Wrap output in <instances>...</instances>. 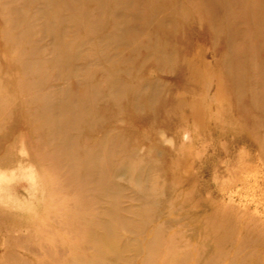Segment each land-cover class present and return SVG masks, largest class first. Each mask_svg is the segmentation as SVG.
<instances>
[{
	"label": "bare ground",
	"instance_id": "1",
	"mask_svg": "<svg viewBox=\"0 0 264 264\" xmlns=\"http://www.w3.org/2000/svg\"><path fill=\"white\" fill-rule=\"evenodd\" d=\"M57 1L58 0H43V3H45L50 12L48 13V17L44 18L41 32H43V34L44 32L47 33L46 39L44 38L45 40H48L47 37L49 34L54 35L55 42H53V52L56 53V57L53 59V63H56V67L59 65L58 68L61 67L63 69V72L59 71V73L63 76L62 73H64V69L66 70V74L69 73L67 71L68 66L72 67V70H79V72L75 74H73V72L69 73L70 77L75 80V83H73L72 89L66 90L64 100L55 101L56 97L55 99L51 97L52 91L54 92L52 94L54 96L56 91L61 88L59 84H47V82L51 80L47 82H41L40 80L39 85L37 84V88H39L38 90H41V92L46 90L47 93H41L43 96L40 95L38 100H36L35 103L39 106L33 109H24V111H22L23 118L21 119L23 123L24 119L26 120L29 132H31L32 137L34 138V143L42 145L43 143L48 142V144H51L49 148L52 152H59L60 154L66 153L67 156L69 155L71 163L76 159V152L79 150L85 160L84 166L80 164L77 165L76 162H73L70 165L64 164L63 156L56 154L54 164L52 165L57 170H62L65 173L66 171L68 172L66 173L67 175L63 174V178L60 176L59 179L62 180L64 187L70 189L72 195L74 194L73 197L65 203L64 207L65 216H67L69 223L64 225L61 220L58 221L56 218L52 219L55 221L56 226L60 231L69 230L64 238L66 241H64V247L66 248H63L61 252H59L60 255H58V253L49 255L52 259V264H195V261H193L194 256L193 259H190L183 256V254H178L176 252H173L170 258L166 259L164 256L168 254V252L170 254L178 245H183L184 241L172 239V236L161 237L163 234H160L161 236L157 238H147V234L144 231H140L139 234L136 235L131 233L130 227L133 226V221L128 219L126 214H133L137 211L134 201H141V204L139 205L147 206L148 204H151L154 208L157 204H160L162 199L170 197L171 201L173 194L168 193V195L165 191V187L167 183L171 186L175 180L168 182L163 180V185L157 186L152 183L148 191L140 192L138 190L139 192H136L135 195H132L130 192H124L125 190H128L129 187L118 183L116 178L118 177V173H121L125 168L132 169L135 167L133 157H136L137 153L140 152V147L134 144L133 146L131 142L132 139H129L127 134L131 135L137 129L135 125L126 124L124 119L126 117L125 110L118 106L115 107V111L113 110V112L101 109L102 111H100V113H102V118L96 119L91 113V110L95 107L93 102L94 96L86 98L88 93L92 90H99L100 88H106L111 85L110 88H108L110 93L104 97L111 100V97H113V99H115L114 102H116L115 105L122 100H125L127 104H134L135 102L137 103V106L133 109L136 113L141 115L143 108L141 104L138 103L139 99L142 96H145L147 99V105H149L148 110L152 112L157 102L167 101L164 99L167 95L169 96L168 92L165 93L166 85L168 83L163 84L159 80L160 78L148 80L140 76H137L134 79L137 82L139 81V83L133 85H128V81H115V79L114 81H110L106 72L107 70L103 71L106 67L103 68L104 66L102 67L101 65L96 64L97 67L93 69L91 68V65L99 59L112 64L119 61H124L126 63V52V55L129 56L132 55L139 57L143 54L144 59L143 62L141 61V67H144L145 65L155 66V70L150 67L152 69V74H154V72L163 73L169 71L164 68H166V66L169 67V63L171 65L173 59L172 56L174 57V54L175 59H178L177 55L179 54L172 47L164 46V43L160 41V39L179 40L180 37H182L181 32L184 30L195 32L198 26L202 27L206 23L210 29V48L206 50L204 47L199 46L195 49V52L190 50L183 51L184 56L182 59V65L185 69H192L191 71L196 72L197 76L199 75L200 77L204 75H202L203 72L206 74L207 70V73H212V75L215 76L221 73L220 77L223 74L229 76L231 79L229 82L220 84L219 82L214 81L213 85H215L216 88H228L232 90L238 98L236 107L243 108L246 99H244L245 92L242 91L246 89V86L253 84V80L247 78L244 70L250 63L248 61V54L253 53L254 48L246 45L242 50L237 51L231 48L228 51L224 49L225 51L219 52L218 43L222 40V43H224L223 46L229 48V45H232L233 39H236V41L243 40L246 44L249 40L255 41L258 43L257 52H260V54L263 53L262 58H264V47H262L260 42V40L264 41V0H191V4L195 9L192 10L191 13H187L188 10L185 7V4H189L190 0H72V4L67 7L66 11L58 9L54 12L53 7L56 6ZM254 3H258V6L260 7H257V9L252 7ZM6 5L7 4L0 3V6L3 8ZM249 7H252L253 9H249ZM5 20L6 18H4V14L0 13V150L8 149V139L10 135L18 132L20 134V91L18 90L17 97L7 98L9 85L16 82L20 87V75L10 76L8 74L9 76H7V73L5 72L6 70L13 68L11 66L12 64L8 62V57L12 59V61L16 58L8 54L10 53L7 51L9 44L13 41L18 45L24 42V39H21L20 37L18 26V32L16 35L13 36V38L9 36L8 31L13 27V24L11 23L12 25L9 27L6 25L7 22ZM240 24L260 26L261 31L258 34L249 31H238L235 27H238ZM28 28L31 29V33L35 32L34 27ZM82 30L85 32L84 37H80V41L73 43L70 38L76 37L79 32H83ZM95 40L96 43H94ZM46 42V44L51 43L50 39ZM27 45L31 46L32 49H30L32 51L29 53H26V51L24 58L27 56L31 57V60L34 59L35 62L38 61L39 58L36 54L41 50V47L39 48V42L30 39V41L28 40ZM86 45L91 47H86ZM93 45L95 46V49L92 48ZM192 45L193 47H196V43H193ZM111 46H113L112 48L114 51L107 50V48ZM71 49H73L74 52H71ZM191 52L193 53V57L189 58V53ZM209 55L213 57L212 61H208L206 58ZM230 58L234 61V65L229 64L231 61L229 62L228 59ZM15 60L20 61L17 58ZM131 60L133 59L131 58ZM44 61H46L45 58ZM196 61L202 62L203 68L201 70L197 68ZM237 61L239 62L238 65ZM31 63L33 64L32 61ZM98 66H101L103 69ZM202 66L199 65L200 68ZM87 67L92 70L90 71L89 69H86ZM172 67V70H174L175 64ZM131 69L132 67L126 68L125 72L122 70V74L125 73L126 76L131 75ZM84 70L87 71L83 72ZM261 71L264 73V66L261 67ZM93 72L100 73L101 78L96 80L91 77ZM80 75H83V77H80ZM193 75L190 74V76ZM250 77L252 76L250 75ZM39 78L42 79L41 76H39ZM190 79L192 80V78ZM194 79L195 77H193V81ZM195 83H197V80H195ZM56 85L58 88H56ZM261 85H264V83H261L260 86ZM28 88H31V86ZM35 89L33 90L35 91ZM49 90H51V92ZM127 91H130L132 96L121 97L126 94ZM201 91L204 94V90ZM28 92H30V90ZM77 93L80 95L78 96ZM97 93L99 95V92ZM31 94L33 93L30 92L29 95ZM199 95H201V93H199ZM24 96V99H26L27 96L25 93ZM38 96L39 95H37V97ZM120 97L122 99H120ZM262 97L264 101V96ZM253 99L254 98H251L250 100L248 99V101L253 103ZM32 101H34L33 98ZM72 102L76 105L77 102L82 103L83 109H80L81 118H79L80 121L82 120V123H68L69 126H67L62 123L58 110L52 112L48 109L50 106H52L53 109H56L57 106L63 103L69 104ZM166 103L168 104V108L166 107V111L164 110L165 112L162 114V119L170 118V114L173 111L180 110L179 108L191 111L195 109L196 106L194 101L180 98L178 92L175 94L171 102L167 101ZM28 104L29 101L27 105ZM261 107L262 106L258 107L260 108L259 112ZM262 111H264V108ZM150 118L149 121L151 122L154 118H157V116H151ZM240 118L248 123L252 122L259 126V117L257 114L243 113L240 115ZM137 119L139 122H142V115L141 117H137ZM52 122L59 124L60 129H65L67 131L69 129V138H60L57 135V131L54 130V127H51ZM151 125H153L152 122L150 126ZM172 162L174 163V161ZM173 163H171L172 166ZM177 163H175V165H179ZM175 165L174 167L177 168ZM81 172L84 173V177L76 179V174ZM151 177L153 180L155 179V176ZM148 180H150V178H148ZM186 182L188 183V180L182 177L179 182H176V184H174V182L173 184L179 186L184 185ZM199 188L202 187L199 186ZM181 193V195L177 193L178 196H176V199L181 200V204L178 206L180 207V211L183 212L184 210L187 211L190 209L194 211L193 213L186 215V219L189 222L188 226L191 240L199 243L201 242L202 244L208 243L212 236L215 237L210 231V220L214 218L221 219L222 221L234 219L238 222V225L234 223L236 229L240 228V230H245L247 233L249 232L248 246L254 242H258V240L262 246V250H259L257 254L254 252V255L244 257V263L264 264V224L259 222L255 225H251L250 221L248 222L250 217L246 216V209L244 210L245 213L242 212L240 214L241 211L239 209L228 203L233 200V194L230 193L223 197L224 201H230L224 205L222 204L221 209H219V203H216L215 200L210 198H203L200 193H190L188 191ZM158 209L156 211H159ZM173 210L174 209L169 206L166 208L167 212H173ZM169 214L170 213H168V215ZM143 216L147 217L145 215ZM203 218H205L204 221ZM141 219L139 221H141ZM251 220L253 223L254 220ZM200 221L201 223L198 224ZM150 222L148 220V223ZM156 222L158 221L156 220ZM173 224V222H166L164 226L171 227ZM203 233L205 235H203ZM132 234L134 236H132ZM234 241L231 244H233ZM227 243L230 245L229 241H227ZM240 245H243L242 242ZM193 253L196 254L194 250L191 249L189 254ZM210 257L211 256L208 255L206 260L211 262L214 256L212 258ZM39 263L46 264V261L39 260Z\"/></svg>",
	"mask_w": 264,
	"mask_h": 264
},
{
	"label": "rangeland",
	"instance_id": "2",
	"mask_svg": "<svg viewBox=\"0 0 264 264\" xmlns=\"http://www.w3.org/2000/svg\"><path fill=\"white\" fill-rule=\"evenodd\" d=\"M0 3L7 4L4 8L0 6V13H3L4 18H6V25L11 27L13 24V27L8 31L9 36L13 38L19 29L20 37L24 39V42H20V45L13 41L9 44L7 49V51L10 52L8 53L9 55L20 60L16 61L15 58L12 61V59L8 57V62L12 64L11 66L13 68L6 70L5 73H7V76L20 75V87L16 82L9 85L7 98L17 97L18 90L20 91L21 116L20 134L18 132L10 135L8 139V149L0 150V264H40L39 260L46 261V264H52V259L49 255L56 253L60 255L59 252H61L63 248H66L64 247V238L67 232H69V230L60 231L55 221L52 219L56 218L58 221L61 220L64 225L69 223L67 216H65L64 207L65 203L74 195H72L70 189L64 187L62 180L59 179L60 176L63 178V174L68 172L66 171L65 173L62 170H57L52 165L54 164L56 154L63 156L64 164L70 165L76 162L77 165L80 164L84 166L85 160L79 150L76 152V159L71 163L69 155L67 156L66 153L60 154L59 152H52L49 148L51 144H48V142L42 145L34 143V138L31 132H29L26 120L24 119V123L21 120L23 118L22 111L26 108L33 109L39 106L36 105L37 103L35 102L40 95L43 96L46 92V90L42 92L38 90L39 88H37V86L40 80L41 82L51 80L47 82V84H59L61 88L56 91L54 96L52 95L54 92H51V90L49 91L51 92V97L54 99L56 97L55 101L64 100L66 90L72 89L73 83H75V80L70 77L69 73L73 72V74H75L78 73L79 70H72L73 68L68 66L67 71L69 73L66 74V70L64 69L62 76L59 71L63 72V69L61 67L58 68L59 65L56 67V63H53V59L56 57V53L53 52V42H55L54 35L49 34L47 39H50L51 43L46 44V41H48L45 40L47 33L44 32L43 34V32H41L44 18L48 17V13L50 12L45 3H43V0H0ZM71 4L72 0H58L56 6L53 7L54 12L58 9L66 11L67 7ZM258 5V3H254L252 7L257 9V7H260ZM185 7L188 10L187 13H191L192 10H195L191 4V0L189 4H185ZM252 7H249V9H253ZM17 26L19 27L18 29ZM28 27H34L35 30H32L35 32H32V34L30 32L31 29ZM235 29L238 31L254 32V34H258L261 31L260 26H248L247 24H240L238 27H235ZM181 33L182 37H180L179 40L160 39V41L164 43V46L172 47L179 54L177 55L178 59H175V54L172 53L174 57L172 56L171 65L173 66L175 64L174 70H172L173 67L169 63L170 68L167 66L164 68L169 71L163 73L154 72V74H152L151 68L155 70V66L145 65L141 67L144 59L143 54L139 57L129 56L126 55V52V63L124 61H119L112 64L99 59L100 61H95L91 65V68L95 69L97 67L96 64L102 67L104 66L103 68L106 67L105 69L101 66L98 67L103 69V71L107 70L106 72L110 81H114V79L115 81H128V85L139 83V81L137 82L134 80L137 76L148 80L160 78L159 80L163 84L168 83L165 93L168 92L169 96L167 95L164 99L165 101L171 102L178 92L180 98L194 101L196 103L195 109L190 111L179 108L180 110L173 111L170 114V118L162 119V114L166 111V107L168 108L167 101L157 102L153 110L154 112H151L148 110L149 105H147L146 97L142 96L138 103H140L143 108L141 112L143 119L142 122H139L137 117H141V115L136 113L133 109L134 107L136 108L137 103L127 104L125 100H122L115 105L116 102H114L115 99H113V97H111L112 100L104 97L110 93L108 88H110L111 85L106 88H100L99 90H92L88 93L86 98L94 96L93 102L95 107H93L91 113L96 119L102 118V113H100V111L103 109L108 110V112H113V110L115 111V107L118 106L125 110L126 117L124 119L126 124L135 125L137 129L131 135L127 134V137L132 139V145L134 144L140 147V152L137 153L136 157H133L135 167L132 169L125 168L121 173H118V177L116 178L118 183L129 187V191L125 190L124 192H130L132 195H135V193L139 191H148L152 183L157 186L163 185V180H166L165 182L175 180V183H173L176 184L182 177L188 180V183L186 182L184 185L179 186L173 183L170 186V184L167 183L165 191L167 194H173V197L171 201L170 197L162 199L160 204H157L155 208L151 206V204H148L149 206L139 205L141 201H134L137 211L133 214H126L128 219L133 221V226L130 227L131 233L136 235L139 234L140 231H144L147 234V238H157L163 234L161 237L172 236V239L184 241L183 245H178L170 254L168 252L169 255H164L166 259L170 258L173 252H176L190 259H193L194 256L193 261H195V264H245L244 257L254 255L255 253L257 254L259 250H262L259 240L248 246L249 232L247 233L245 230H240V228L236 229L234 223L238 225V222L234 219L222 221L218 218L210 220V231L215 237L212 236L208 243L202 244L201 242L199 243L191 240L188 226L189 222L186 219V215L194 211L191 209L187 211L184 210L183 212L180 211V207L178 206H180L181 200L176 199V196H178V194L181 195V192L184 191L200 193L203 198H210L215 200L216 203H219L220 205L218 208L221 209L222 204L224 205L230 201H224L223 197L231 193L234 197L233 200L228 203L239 209L241 211L240 214L242 212L245 213L244 210L246 209V216L250 217L248 222L250 221L251 225H255L259 222L264 224V111H262L264 108L262 97L264 96V85H261L262 87L260 86L261 83H264V73L261 71V67L264 66V58H262L263 53L260 54V52H257L258 43L251 40L247 41L246 44L243 40L236 41V39H233L232 45H229V48L223 46L224 43H222V40L218 43L219 52L228 51L231 48L237 51L242 50L246 45L254 48L253 53L248 54V61L250 63L246 69L244 68L245 75L247 78L253 80V84L246 86V89L242 91L245 92L244 99L246 100L243 108H238L236 107L238 98L232 90L228 88H216L215 85H213L214 81L220 84L229 82L231 80L229 76L223 74L221 76L222 79L220 77L222 73L215 76L212 75V73H207V70L206 74L204 72L202 73L204 77H200L199 75L197 76L196 72L191 71L192 69H185L182 65L184 56L183 51L190 50L195 52V49L199 46L204 47L206 50L210 48V29L207 24L205 23L202 27L198 26L195 32L184 30ZM84 35V31L79 32L77 34L78 37L70 38V40L72 39L71 41L73 43L78 42L80 41V37H84ZM29 38L38 41L39 48L41 47V50L39 49L40 52L36 54L39 58L36 62L34 59L31 60V57L25 56L24 58V54L32 51L31 46L27 45L28 40L30 41ZM260 42L262 47H264V41L260 40ZM94 43H96V40ZM193 43H196V47H193ZM94 45L92 46L93 49H95ZM87 46L91 47L89 45H86V47ZM112 47L113 46L107 48V50L114 51ZM71 52H74V50L71 49ZM192 52L189 53V58L193 57ZM43 57L46 61H44ZM131 58L133 60H131ZM206 58L208 61H212L213 59L210 55ZM228 60L229 62L231 61L229 64L234 63L231 58ZM238 64L239 62L237 61V65ZM196 65L200 70L203 68L201 61H196ZM199 65L202 67L200 68ZM129 66L132 67L131 75L126 76L125 73L122 74V70L125 72L126 68H130ZM39 67H42V71ZM91 68L87 67L86 69L91 71ZM47 70L50 71L48 72ZM86 71L84 70L83 72ZM190 74L194 75L190 76ZM38 75L41 76L42 79H40ZM250 75L252 77H250ZM80 77H83V75H80ZM91 77L97 80L101 78V74L93 72ZM193 77H195L194 81ZM190 78H192V80ZM195 80H197V83H195ZM28 84L31 88H28L30 87ZM56 88H58L57 85ZM33 89H35L36 92ZM29 90L33 94L29 95ZM201 90H204V94ZM97 92H99V95ZM24 93L28 98L26 97V99H24ZM199 93H201V95H199ZM37 95L39 96L37 97ZM77 95L79 96L80 94L77 93ZM203 95L207 96L205 97ZM124 96H132V93L127 91L126 94L121 97ZM121 97L120 99H122ZM32 98L34 101H32ZM251 98H254L253 100L255 103L248 101V99L250 100ZM27 100L29 101L28 105ZM260 106L262 107L259 112L260 108L258 107ZM48 109L52 112L58 110L62 123L67 126H69V124L82 123V120H79V118H81L80 109H83L81 102H77V105L74 102L69 104L63 103L57 106L56 109H53L52 106ZM243 113L257 114L259 117V126L252 122L248 123L240 118V115ZM151 116H157V118L151 121L153 125L150 126L151 122L149 120ZM81 126L83 127L82 124ZM51 127H54V130L57 131V135L60 138H69V129L68 131L60 129L59 124L55 122H52ZM131 155L133 156L132 153ZM172 161H174V163ZM171 163H173V166ZM175 163L179 165H175ZM174 165L177 168H175ZM76 176V179H81L84 177V173L81 172L76 174ZM151 176H155V179L153 180ZM148 178H150V180H148ZM199 186L202 188H199ZM168 206L174 209L173 212L166 211ZM157 209L159 211H156ZM168 213L170 214L168 215ZM143 215L149 217L147 218ZM140 219L141 221H139ZM147 219L151 222L148 223ZM155 219L158 222H156ZM204 219L205 218H203V221ZM251 219L254 220L253 223ZM166 222H173L175 225L173 224L171 227H166L164 226ZM200 223L201 221L198 224ZM134 235L132 234V236ZM203 235L205 234L203 233ZM227 241H229L230 245ZM233 241L234 243L231 244ZM241 242L243 245H240ZM191 249H193L197 255L194 253L189 254ZM208 255L211 256L210 258L214 256L211 262L206 260Z\"/></svg>",
	"mask_w": 264,
	"mask_h": 264
}]
</instances>
